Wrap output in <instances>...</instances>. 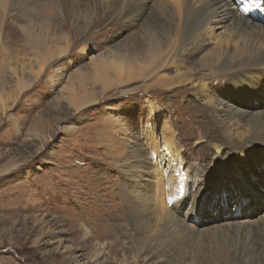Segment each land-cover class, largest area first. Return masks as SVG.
<instances>
[{
	"label": "rangeland",
	"instance_id": "1",
	"mask_svg": "<svg viewBox=\"0 0 264 264\" xmlns=\"http://www.w3.org/2000/svg\"><path fill=\"white\" fill-rule=\"evenodd\" d=\"M50 1L0 0V171L8 169L0 175V264H85L101 250V264H264V233L225 225L236 220L233 205L244 206L215 166L211 143L220 137L204 128L215 118L189 103L194 91L174 97L144 71L118 82L112 68L125 51L144 49V19L127 27L124 11L113 23L125 10L117 0ZM46 48L66 52L43 66ZM254 77L213 80L207 94H243L250 112L264 111L259 95L238 89ZM81 88L102 96L75 112L64 99ZM172 140L176 171L157 166L156 180L154 156ZM255 175L264 181V169ZM255 195L250 187L244 197ZM171 214L179 220L172 232ZM146 236L159 245L154 254L144 251Z\"/></svg>",
	"mask_w": 264,
	"mask_h": 264
},
{
	"label": "bare ground",
	"instance_id": "2",
	"mask_svg": "<svg viewBox=\"0 0 264 264\" xmlns=\"http://www.w3.org/2000/svg\"><path fill=\"white\" fill-rule=\"evenodd\" d=\"M117 3L120 7L125 5V10L119 8L116 11L115 16H112L113 23L114 18L121 16L124 11L127 27L144 19L138 32L140 42H144V49L140 50L136 46L130 48L131 52L125 51L122 60L112 68L117 69L122 77H117L118 82L122 84L131 81L135 79V72L144 71V78L152 76L153 87L171 92L174 97V91L180 88L186 89L184 93L194 91L189 103L197 102L198 108L209 121L215 118L212 124L204 125L209 136L216 134L214 136L220 137L218 143H211L215 166L224 174L226 181L239 188L238 193L232 192L231 198L244 206L242 209L241 205L234 204L231 217L236 220L225 225L239 231L254 229L264 233V211L253 219L245 218L264 209V181L255 175L264 169V111L250 112L252 105L247 104L248 96L243 94L218 95L220 98L207 94L208 85L213 80L231 79L237 74L255 76L243 85L238 84V89L247 95H259V106L264 105V10L259 13L262 6L257 8L252 0L249 5L244 0H117ZM25 5L19 2L17 7L20 9ZM105 9L107 12L110 10L108 3ZM65 52L66 49L53 51L46 48L39 64L45 66L51 58L61 57ZM110 62L113 63V60ZM26 89L22 88L19 93ZM211 92L215 91L211 89ZM68 94L71 95L70 99L64 101L75 112L94 106L102 96H96L86 88ZM118 94L128 96L132 95V91L123 90ZM147 106L151 107V103H147ZM163 127L162 130H167ZM206 137H201L196 144L206 142ZM174 144L172 140L170 148L162 154L152 153L156 165L150 171L156 180L160 169L157 166L163 165L171 173L176 171L173 169L176 165ZM7 172L8 169L1 170L0 175ZM173 177L171 182L174 184L179 178L177 175ZM132 180L136 182L137 179ZM250 187L257 195L246 199L244 196ZM184 197L176 198L178 207L184 204ZM249 206H252L251 211ZM170 216L166 218L165 229L172 232L179 220L173 214ZM144 241V251L154 254L159 245L148 236L144 237ZM101 253L102 250L96 254L95 259L89 258L85 264H101ZM84 256L83 253L78 255Z\"/></svg>",
	"mask_w": 264,
	"mask_h": 264
}]
</instances>
